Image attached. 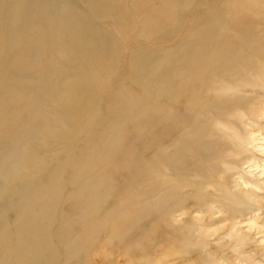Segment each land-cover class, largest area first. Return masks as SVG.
<instances>
[{
	"label": "rangeland",
	"instance_id": "obj_1",
	"mask_svg": "<svg viewBox=\"0 0 264 264\" xmlns=\"http://www.w3.org/2000/svg\"><path fill=\"white\" fill-rule=\"evenodd\" d=\"M0 264H264V0H0Z\"/></svg>",
	"mask_w": 264,
	"mask_h": 264
},
{
	"label": "bare ground",
	"instance_id": "obj_2",
	"mask_svg": "<svg viewBox=\"0 0 264 264\" xmlns=\"http://www.w3.org/2000/svg\"><path fill=\"white\" fill-rule=\"evenodd\" d=\"M180 110V109H179Z\"/></svg>",
	"mask_w": 264,
	"mask_h": 264
}]
</instances>
